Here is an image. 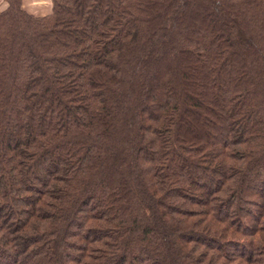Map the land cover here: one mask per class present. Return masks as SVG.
<instances>
[{
  "label": "trees",
  "instance_id": "trees-1",
  "mask_svg": "<svg viewBox=\"0 0 264 264\" xmlns=\"http://www.w3.org/2000/svg\"><path fill=\"white\" fill-rule=\"evenodd\" d=\"M0 10V264H264V0Z\"/></svg>",
  "mask_w": 264,
  "mask_h": 264
},
{
  "label": "rangeland",
  "instance_id": "rangeland-1",
  "mask_svg": "<svg viewBox=\"0 0 264 264\" xmlns=\"http://www.w3.org/2000/svg\"><path fill=\"white\" fill-rule=\"evenodd\" d=\"M7 0H0V10L6 9ZM23 8L35 15H46L52 11L51 0H23Z\"/></svg>",
  "mask_w": 264,
  "mask_h": 264
}]
</instances>
